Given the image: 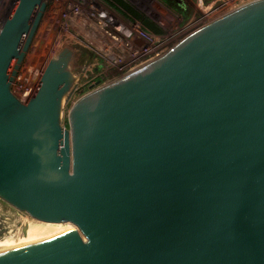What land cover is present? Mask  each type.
Listing matches in <instances>:
<instances>
[{"label":"water","instance_id":"water-1","mask_svg":"<svg viewBox=\"0 0 264 264\" xmlns=\"http://www.w3.org/2000/svg\"><path fill=\"white\" fill-rule=\"evenodd\" d=\"M46 7L17 0L0 28V198L75 227L0 264H264V0L83 95L67 127L75 79L58 59L28 101L13 92Z\"/></svg>","mask_w":264,"mask_h":264},{"label":"rangeland","instance_id":"rangeland-1","mask_svg":"<svg viewBox=\"0 0 264 264\" xmlns=\"http://www.w3.org/2000/svg\"><path fill=\"white\" fill-rule=\"evenodd\" d=\"M44 1L47 4L46 10L13 83V92L24 102L31 97L46 66L53 58L58 59L61 66L72 73L78 85L75 92H80L81 96L88 90L108 81L112 82L127 73L105 69L108 53L102 45L107 44L104 40L109 37L98 36L99 29L92 22H97L94 18L103 12L117 24L128 23L142 35L153 37L151 42L152 45L154 43V51L150 56L152 60L167 52L192 31L232 10V6L224 9L219 7L221 0H183L191 8L189 16L185 17L161 0H129L143 13V18H149L161 29V34H155L146 29L141 21L132 19L109 0ZM15 3L16 0H0V27ZM111 53L115 55L117 50H112ZM93 80L97 85L89 89L87 86ZM71 104L64 103L62 107L61 123L65 127ZM30 219L34 220L26 213L14 209L1 215L0 230L5 231L2 237L8 236L10 230H15L18 222L26 223Z\"/></svg>","mask_w":264,"mask_h":264},{"label":"built area","instance_id":"built-area-1","mask_svg":"<svg viewBox=\"0 0 264 264\" xmlns=\"http://www.w3.org/2000/svg\"><path fill=\"white\" fill-rule=\"evenodd\" d=\"M252 1L255 0H221L222 3L221 5H219V7H222V9H224L228 6H232L231 11H233ZM96 9H98V7ZM214 11H216V8ZM94 19L95 21L97 19V22H94L92 20L93 26L99 29V32L95 31L94 34L96 35L97 32L98 36L102 38L109 37V38H105L104 40L107 44L102 45V48H105L104 51L108 53L107 61L105 63V69H108V71H112L116 69L120 72L127 71V73H129L151 61L150 56L154 51L152 48L154 43L152 45L151 42L153 37H150L148 35H142L141 33L137 32L134 28H131L130 25H128V23L117 24L110 16H108L104 12L101 13L99 17H95ZM211 21H209L208 23H210ZM112 50L113 51L117 50V53H115V55H112L111 53ZM109 82L110 81L102 85L108 84ZM95 85H97V83L94 82L93 80V82L89 83L87 87L91 89V87H94ZM77 86L78 85L74 83L72 87V93L67 101V104L70 102L72 103L71 106L75 103L76 100H78L80 97L83 96L79 94L80 92H75L77 91L76 90ZM90 91L92 90H88V92ZM13 209L18 212H21L13 208L9 204H7L5 201H3L0 198V224H1V215L10 213ZM5 210H10V211L6 212Z\"/></svg>","mask_w":264,"mask_h":264},{"label":"bare ground","instance_id":"bare-ground-1","mask_svg":"<svg viewBox=\"0 0 264 264\" xmlns=\"http://www.w3.org/2000/svg\"><path fill=\"white\" fill-rule=\"evenodd\" d=\"M35 220L36 219L34 220L30 219V221L26 223L18 222L17 224L18 226L16 227L15 230H10V233L8 234V236H5L0 239V251H4L6 249H9V248H12V247H15V246H18V245H21V244H24L30 241L41 239V238L74 228V226L69 222L52 223V222H43V221H38V220L35 221Z\"/></svg>","mask_w":264,"mask_h":264},{"label":"trees","instance_id":"trees-1","mask_svg":"<svg viewBox=\"0 0 264 264\" xmlns=\"http://www.w3.org/2000/svg\"><path fill=\"white\" fill-rule=\"evenodd\" d=\"M166 6L172 10L184 15L189 16L191 8L183 0H161Z\"/></svg>","mask_w":264,"mask_h":264},{"label":"flooded vegetation","instance_id":"flooded-vegetation-1","mask_svg":"<svg viewBox=\"0 0 264 264\" xmlns=\"http://www.w3.org/2000/svg\"><path fill=\"white\" fill-rule=\"evenodd\" d=\"M4 232H5V231H1V232H0V239L3 238L2 236L4 235Z\"/></svg>","mask_w":264,"mask_h":264}]
</instances>
